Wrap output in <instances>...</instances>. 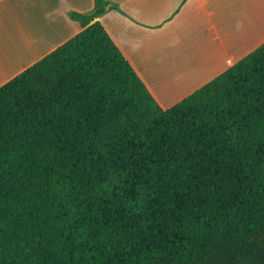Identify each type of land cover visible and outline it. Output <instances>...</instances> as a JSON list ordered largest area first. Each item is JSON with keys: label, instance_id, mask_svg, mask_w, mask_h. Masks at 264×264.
Wrapping results in <instances>:
<instances>
[{"label": "trees", "instance_id": "obj_1", "mask_svg": "<svg viewBox=\"0 0 264 264\" xmlns=\"http://www.w3.org/2000/svg\"><path fill=\"white\" fill-rule=\"evenodd\" d=\"M105 7L0 87V264H264V43L163 110Z\"/></svg>", "mask_w": 264, "mask_h": 264}, {"label": "crops", "instance_id": "obj_2", "mask_svg": "<svg viewBox=\"0 0 264 264\" xmlns=\"http://www.w3.org/2000/svg\"><path fill=\"white\" fill-rule=\"evenodd\" d=\"M96 19L169 109L264 43V0H103ZM95 0H0V87L81 30Z\"/></svg>", "mask_w": 264, "mask_h": 264}]
</instances>
